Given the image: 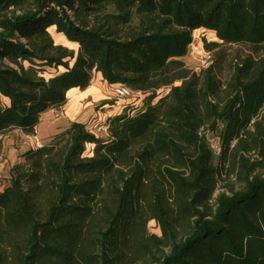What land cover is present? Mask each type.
I'll return each instance as SVG.
<instances>
[{"label":"trees","instance_id":"trees-1","mask_svg":"<svg viewBox=\"0 0 264 264\" xmlns=\"http://www.w3.org/2000/svg\"><path fill=\"white\" fill-rule=\"evenodd\" d=\"M198 28L219 39L200 72L185 61ZM95 71L147 104L105 138L72 123L22 154L0 264H264V0H0V154Z\"/></svg>","mask_w":264,"mask_h":264},{"label":"crops","instance_id":"crops-1","mask_svg":"<svg viewBox=\"0 0 264 264\" xmlns=\"http://www.w3.org/2000/svg\"><path fill=\"white\" fill-rule=\"evenodd\" d=\"M54 28L51 27L50 30ZM113 86L114 84H110L105 80L100 72L95 71L92 82L88 87L69 90L67 101L61 107L50 109L41 115L36 127V135L41 143H51L55 137L66 131L72 123H81L86 126L92 124V127L97 128L107 123L111 117L127 111L130 101L117 99ZM140 97L144 98V96ZM9 105L10 99L0 93V107ZM41 132H44V134ZM96 134L98 135L97 132ZM100 135L108 136V132H103ZM2 138L0 191L8 185L11 178V169L15 163L22 160V154L31 148H37L32 135L21 129H13Z\"/></svg>","mask_w":264,"mask_h":264},{"label":"rangeland","instance_id":"rangeland-1","mask_svg":"<svg viewBox=\"0 0 264 264\" xmlns=\"http://www.w3.org/2000/svg\"><path fill=\"white\" fill-rule=\"evenodd\" d=\"M203 29H205V30L202 31V29H201V30L197 31L196 34H199L201 32V34L198 37V42H199V44L201 46L203 45L204 49L206 50V48H205V41H208V42L209 41H219V39H218L217 34H216L215 31L208 30L206 28H203ZM50 31H51V33H52V35H53L54 40H55L56 43L66 45L69 48L74 49L75 51H78V49H79L78 44L69 42L64 37L63 34L57 33L56 30H55V28L52 29V30H50ZM238 48L239 47H237V46H233L232 48H230L231 51H233L232 52V55H234L235 51H237ZM210 53H211V58H210V61H209V59H207L206 57H202V56L198 55L196 52L192 51V49H191L189 51V54L186 56L185 61L188 63L189 67L194 68V70L196 72H200L203 69L202 68L203 65L209 66L211 64V61L213 59V54H212V52H210ZM63 70L64 69L62 68L60 71H63ZM45 75L47 77H49L50 76V73L48 71H46L45 72ZM178 83H180V82H178ZM167 90H169V88H163L162 90H160L157 93V95L158 96L159 95L162 96L164 93L167 92ZM147 99H148V95L147 96L145 95L144 98H141L140 95H138L137 93L133 94L130 98H127V101L128 102L130 101V104H129L128 108H127V111H130L131 113H134V114L137 113L143 107V105H146L147 104ZM156 100H158V97L156 98ZM87 127L90 130H94L92 132H94V133L97 132L98 133V136L104 137V138L107 137V136H101L100 135L103 132H106L103 129L102 130L101 129H98V127L97 128H94V127H92V124L87 125ZM41 133L44 134V132H41ZM206 135H207V138L209 140V143H210L211 147L215 151H219V131L218 132H215V133L208 131L206 133ZM92 148H93V145H88V148H87L88 153L91 152ZM149 228H150V231L152 233H156L158 235L161 234L160 227L158 226V224H157L156 221H151L150 224H149Z\"/></svg>","mask_w":264,"mask_h":264},{"label":"built area","instance_id":"built-area-1","mask_svg":"<svg viewBox=\"0 0 264 264\" xmlns=\"http://www.w3.org/2000/svg\"><path fill=\"white\" fill-rule=\"evenodd\" d=\"M201 29H202V31L205 30L203 28H198V29L194 30V32H193V41H192V43L190 45V50L192 49V51L196 52L198 55H200L202 57H206L210 61V58H211L210 51L205 50L203 45L201 46L199 44V42H198V37L201 34V32L199 34H196V32L201 30ZM206 67H207V65H203L202 66V68H206ZM113 91H114L115 97L117 99H127V98H130L135 93L139 94L140 96H144L145 97L144 93L135 92L131 87H129L126 84H122V83L114 84ZM109 126H110L109 121H107V123H105L104 125L98 127V129H101V130L103 129L104 131L108 132L109 131ZM32 139L34 140V143H35L36 147L42 146V143H41L40 139L38 138V136L36 134L32 135Z\"/></svg>","mask_w":264,"mask_h":264}]
</instances>
